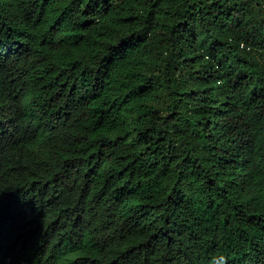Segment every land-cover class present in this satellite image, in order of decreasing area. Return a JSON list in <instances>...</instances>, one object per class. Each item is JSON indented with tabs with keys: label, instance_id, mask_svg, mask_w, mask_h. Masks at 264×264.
I'll return each instance as SVG.
<instances>
[{
	"label": "trees",
	"instance_id": "1",
	"mask_svg": "<svg viewBox=\"0 0 264 264\" xmlns=\"http://www.w3.org/2000/svg\"><path fill=\"white\" fill-rule=\"evenodd\" d=\"M264 0H0V264H264Z\"/></svg>",
	"mask_w": 264,
	"mask_h": 264
},
{
	"label": "rangeland",
	"instance_id": "2",
	"mask_svg": "<svg viewBox=\"0 0 264 264\" xmlns=\"http://www.w3.org/2000/svg\"><path fill=\"white\" fill-rule=\"evenodd\" d=\"M259 18L264 19V5L262 7V10L260 11Z\"/></svg>",
	"mask_w": 264,
	"mask_h": 264
}]
</instances>
